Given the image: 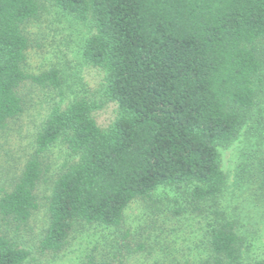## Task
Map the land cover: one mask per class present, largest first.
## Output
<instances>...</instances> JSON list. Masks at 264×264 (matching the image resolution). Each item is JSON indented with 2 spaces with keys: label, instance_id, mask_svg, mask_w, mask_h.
<instances>
[{
  "label": "trees",
  "instance_id": "trees-1",
  "mask_svg": "<svg viewBox=\"0 0 264 264\" xmlns=\"http://www.w3.org/2000/svg\"><path fill=\"white\" fill-rule=\"evenodd\" d=\"M42 1L0 0V130L22 113L26 81L61 87L55 67L24 69V25ZM50 1L90 21L80 55L101 71L102 99L82 95L51 106L32 152L0 193V264L28 256L10 231L38 207L35 190L56 142L71 160L52 183L42 251L59 252L76 226L96 224L113 228V238L86 264L132 257L243 264L245 235L222 199L228 187L234 197L248 195L242 200L264 198V0ZM106 101L116 104V115L100 127L93 112ZM242 132L229 183L218 146ZM160 188L172 194L154 198ZM136 200L147 213L132 227L124 224L125 210Z\"/></svg>",
  "mask_w": 264,
  "mask_h": 264
},
{
  "label": "rangeland",
  "instance_id": "rangeland-1",
  "mask_svg": "<svg viewBox=\"0 0 264 264\" xmlns=\"http://www.w3.org/2000/svg\"><path fill=\"white\" fill-rule=\"evenodd\" d=\"M42 4L37 17L24 25L28 38L24 69L28 73L37 74L55 67L61 75V87H42L30 81L21 86L24 109L0 130V193L2 188H9L11 176L18 174L27 155L32 152L35 135L51 106L59 102L63 107L75 96L82 95L99 101L102 99L101 71L84 62L80 55L82 42L91 32L90 21L76 20L50 0H43ZM115 115L116 104L111 101L104 102L93 112L100 127L107 126ZM244 140L242 132L231 143L218 146L221 167L229 183L233 180ZM46 153L48 170L35 190L38 207L16 233L10 231L13 239L28 251L27 258L21 264H86L90 256L101 258L110 249L113 228L96 224L76 226L67 244L59 252L40 249V240L48 223L47 199L53 180L62 164L71 160L65 146L60 142L51 145ZM230 189L227 188L222 200L239 219L240 230L245 235L247 246L243 254V264H264V198H254L248 200L249 203L242 200V197L248 196L244 192V196L234 197ZM166 193L172 194L168 189L160 188L154 192L153 197L162 199ZM146 213L145 204L140 200L133 201L125 210L124 224L137 226L146 219ZM178 244L181 246L184 243ZM150 263L151 260L146 261L143 257H132L127 264Z\"/></svg>",
  "mask_w": 264,
  "mask_h": 264
}]
</instances>
